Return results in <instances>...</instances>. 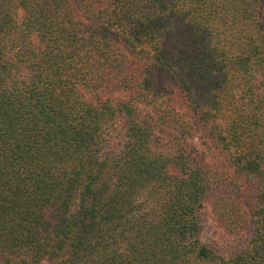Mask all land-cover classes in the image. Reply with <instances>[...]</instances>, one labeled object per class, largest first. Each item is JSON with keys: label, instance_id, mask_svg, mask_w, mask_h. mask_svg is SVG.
<instances>
[{"label": "trees", "instance_id": "16d2710c", "mask_svg": "<svg viewBox=\"0 0 264 264\" xmlns=\"http://www.w3.org/2000/svg\"><path fill=\"white\" fill-rule=\"evenodd\" d=\"M0 264H264V0H0Z\"/></svg>", "mask_w": 264, "mask_h": 264}, {"label": "rangeland", "instance_id": "374dc122", "mask_svg": "<svg viewBox=\"0 0 264 264\" xmlns=\"http://www.w3.org/2000/svg\"><path fill=\"white\" fill-rule=\"evenodd\" d=\"M193 145L204 154L211 169L222 174L231 175V167L225 154L206 138H192ZM204 216L202 240L218 252L231 251L249 235L250 219L247 215L245 226L239 230L228 231L220 223L218 216L208 203L202 211Z\"/></svg>", "mask_w": 264, "mask_h": 264}]
</instances>
